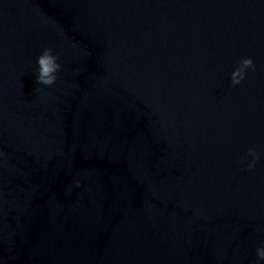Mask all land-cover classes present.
Returning <instances> with one entry per match:
<instances>
[{
    "label": "water",
    "instance_id": "95a60500",
    "mask_svg": "<svg viewBox=\"0 0 264 264\" xmlns=\"http://www.w3.org/2000/svg\"><path fill=\"white\" fill-rule=\"evenodd\" d=\"M261 244L264 0H0V264H256Z\"/></svg>",
    "mask_w": 264,
    "mask_h": 264
},
{
    "label": "clouds",
    "instance_id": "9594fccd",
    "mask_svg": "<svg viewBox=\"0 0 264 264\" xmlns=\"http://www.w3.org/2000/svg\"><path fill=\"white\" fill-rule=\"evenodd\" d=\"M59 54L54 52L51 47L45 46L37 56L36 81L41 85H53L58 78L61 70V63L58 58ZM249 69H255V64L251 56L242 58L230 74L231 83L239 84L246 77ZM248 159L246 167L252 169L256 167L257 161L260 160V153L255 148L248 149ZM77 183H79L77 181ZM264 262V244L256 248V264Z\"/></svg>",
    "mask_w": 264,
    "mask_h": 264
}]
</instances>
